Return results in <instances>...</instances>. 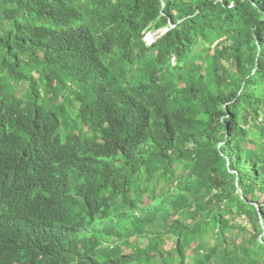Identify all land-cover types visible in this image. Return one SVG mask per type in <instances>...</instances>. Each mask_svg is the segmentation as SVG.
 I'll return each mask as SVG.
<instances>
[{
    "label": "trees",
    "instance_id": "16d2710c",
    "mask_svg": "<svg viewBox=\"0 0 264 264\" xmlns=\"http://www.w3.org/2000/svg\"><path fill=\"white\" fill-rule=\"evenodd\" d=\"M0 264H264V0H0Z\"/></svg>",
    "mask_w": 264,
    "mask_h": 264
},
{
    "label": "rangeland",
    "instance_id": "374dc122",
    "mask_svg": "<svg viewBox=\"0 0 264 264\" xmlns=\"http://www.w3.org/2000/svg\"><path fill=\"white\" fill-rule=\"evenodd\" d=\"M162 29L156 30V31H151V32H147L144 35V40L147 44H150L158 35L163 33ZM237 221H241L245 223L244 219H238ZM239 237V236H238Z\"/></svg>",
    "mask_w": 264,
    "mask_h": 264
},
{
    "label": "water",
    "instance_id": "95a60500",
    "mask_svg": "<svg viewBox=\"0 0 264 264\" xmlns=\"http://www.w3.org/2000/svg\"><path fill=\"white\" fill-rule=\"evenodd\" d=\"M166 30H167V28L163 29V32L166 31Z\"/></svg>",
    "mask_w": 264,
    "mask_h": 264
},
{
    "label": "bare ground",
    "instance_id": "6f19581e",
    "mask_svg": "<svg viewBox=\"0 0 264 264\" xmlns=\"http://www.w3.org/2000/svg\"><path fill=\"white\" fill-rule=\"evenodd\" d=\"M162 31V30H161Z\"/></svg>",
    "mask_w": 264,
    "mask_h": 264
}]
</instances>
